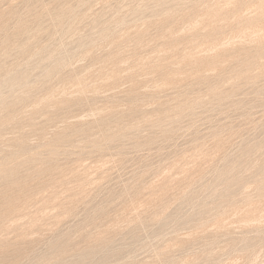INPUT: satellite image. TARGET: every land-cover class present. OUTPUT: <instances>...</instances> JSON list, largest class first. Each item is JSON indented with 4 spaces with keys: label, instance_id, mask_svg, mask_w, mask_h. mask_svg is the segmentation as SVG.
<instances>
[{
    "label": "rangeland",
    "instance_id": "obj_1",
    "mask_svg": "<svg viewBox=\"0 0 264 264\" xmlns=\"http://www.w3.org/2000/svg\"><path fill=\"white\" fill-rule=\"evenodd\" d=\"M0 65V264H264V0H0Z\"/></svg>",
    "mask_w": 264,
    "mask_h": 264
},
{
    "label": "bare ground",
    "instance_id": "obj_2",
    "mask_svg": "<svg viewBox=\"0 0 264 264\" xmlns=\"http://www.w3.org/2000/svg\"><path fill=\"white\" fill-rule=\"evenodd\" d=\"M52 1V0H51ZM49 2V1H48ZM142 2V1H141ZM230 2V1H229ZM226 5V4H225ZM113 8V7H112ZM126 8V7H125ZM210 8V7H209ZM47 9V8H46ZM92 9V8H91ZM44 12V11H43ZM247 12V11H246ZM163 14V13H162ZM40 17V16H39ZM58 19V18H57ZM240 19V18H239ZM21 20V19H20ZM178 20V19H177ZM233 20V19H232ZM196 24V23H195ZM194 25V24H193ZM49 26V25H48ZM55 26V25H54ZM14 27H15V25H14ZM64 29V28H63ZM3 30V29H2ZM47 31V30H46ZM67 31H68V29H67ZM261 33V32H260ZM65 34V33H64ZM7 35V34H6ZM5 35V36H6ZM33 38V37H32ZM71 38V37H70ZM69 40V39H68ZM228 40V39H227ZM23 41V40H22ZM15 42V41H14ZM65 44V43H64ZM111 44V43H110ZM228 44V43H227ZM4 46H6V45H4ZM3 47V46H2ZM10 48V47H9ZM25 48V47H24ZM98 49V48H97ZM2 51H4V50H2ZM2 54V53H1ZM52 54H54V53H52ZM33 58V57H32ZM83 58V57H82ZM85 59V58H84ZM8 61V60H7ZM2 62V61H1ZM1 66V65H0ZM59 66H60V64H59ZM4 67V66H3ZM62 68V67H61ZM1 70V69H0ZM9 72V71H8ZM35 78V77H34ZM208 80V79H207ZM108 81V80H107ZM25 82H26V79H25V75H13V76H9V77H6L5 79H4V83H7V84H15V83H22V84H25ZM80 82V81H79ZM247 83V82H246ZM79 84H81V83H79ZM159 84V83H158ZM195 84V83H194ZM173 85V84H172ZM1 86V85H0ZM80 86V85H79ZM154 86V85H153ZM213 86V85H212ZM85 87V86H84ZM156 87H158V86H156ZM216 87V86H215ZM237 87V86H236ZM161 88V87H160ZM217 88V87H216ZM161 90V89H160ZM68 92V91H67ZM58 94V93H57ZM132 94V93H131ZM5 96V95H4ZM53 96V95H52ZM51 96V97H52ZM261 96V95H260ZM234 97V96H233ZM44 99V98H43ZM45 100H46V98H45ZM164 100V99H163ZM43 101V100H42ZM215 108V107H214ZM217 109V108H216ZM99 111V110H98ZM97 114V113H96ZM155 115V114H154ZM205 115V114H204ZM176 116V115H175ZM139 117V116H138ZM160 117V116H159ZM250 117V116H249ZM88 118V117H87ZM263 119V118H262ZM261 119V120H262ZM226 121V120H225ZM162 122V121H161ZM177 122V121H176ZM164 123V122H163ZM228 124V123H227ZM161 125V124H160ZM162 125H164V124H162ZM150 126V125H149ZM233 126V125H232ZM106 127V126H105ZM143 127V126H142ZM197 128V127H196ZM230 128V127H229ZM151 129V128H150ZM253 129V128H252ZM184 131V130H183ZM173 132H174V130H173ZM181 132H182V130H181ZM199 132V131H198ZM225 132V131H224ZM187 133V132H186ZM236 133V132H235ZM117 134V133H116ZM140 134V133H139ZM116 136V135H115ZM171 136V135H170ZM138 137V136H137ZM174 137V136H173ZM83 138V137H82ZM93 138V137H92ZM146 140V139H145ZM168 140V139H167ZM210 140V139H209ZM118 141V140H117ZM201 141V140H200ZM60 142V141H59ZM122 142V141H121ZM129 142V141H128ZM93 144V143H92ZM102 144V143H101ZM76 145V144H75ZM99 146V145H98ZM110 146V145H109ZM80 147V146H79ZM11 148V147H10ZM52 148V147H51ZM40 149V148H39ZM45 149V148H44ZM72 150V149H71ZM86 151V150H85ZM50 152V151H49ZM48 152V153H49ZM67 152V151H66ZM125 152V151H124ZM17 153V152H16ZM86 153V152H85ZM164 153V152H163ZM18 154V153H17ZM40 154V153H39ZM47 154V153H46ZM78 155V154H77ZM162 155V154H161ZM17 156H19V155H17ZM16 156V157H17ZM90 156V155H89ZM93 156V155H92ZM14 158V157H13ZM13 158H11V161L13 160ZM32 158V157H31ZM40 158H41V156H40ZM45 158V157H44ZM65 158V157H64ZM8 159H9V157H8ZM17 159V158H16ZM47 159V158H46ZM3 160V159H2ZM7 160V159H6ZM20 160V159H19ZM76 160V159H75ZM4 161V160H3ZM16 161H18V160H16ZM6 163V162H5ZM64 163V162H63ZM14 164V163H13ZM32 164V163H31ZM36 164V163H35ZM1 165V164H0ZM6 165V164H5ZM8 165V164H7ZM16 165H18V164H16ZM2 166V165H1ZM134 166V165H133ZM140 166V165H139ZM4 167V166H3ZM160 167V166H159ZM4 168H6V167H4ZM3 168V169H4ZM8 168V167H7ZM134 168V167H133ZM162 168V167H161ZM13 169V168H12ZM99 169V168H98ZM2 170V169H1ZM0 170V171H1ZM10 170V169H9ZM8 170V171H9ZM3 171V170H2ZM1 171V172H2ZM5 171V170H4ZM8 173V172H7ZM4 174V173H3ZM95 174V173H94ZM17 176V175H16ZM143 176V175H142ZM132 177V176H131ZM141 177V176H140ZM3 178V177H2ZM90 178V177H89ZM132 180V179H131ZM12 182V181H11ZM130 182V181H129ZM128 182V183H129ZM93 183V182H92ZM144 183V182H143ZM93 186V185H92ZM148 186V185H147ZM127 191V190H126ZM2 193V192H1ZM139 193V192H138ZM184 196V195H183ZM208 206V205H207ZM172 210V209H171ZM28 211V210H27ZM52 211V210H51ZM216 213V212H215ZM164 214V213H163ZM163 218V217H162ZM212 219V218H211ZM21 220H23V219H21ZM14 222L15 221H13V224H14ZM147 222V221H146ZM208 222V221H207ZM253 222V221H252ZM127 223V222H126ZM181 223V222H180ZM261 223V222H260ZM259 224V223H258ZM156 225V224H155ZM234 225V224H233ZM239 226H241V225H239ZM213 228V227H212ZM193 230V229H192ZM258 235V234H257ZM210 236V235H209ZM156 240V239H155ZM154 240V241H155ZM152 244V243H151ZM171 250V249H170ZM40 252H41V250H40ZM156 252V251H155ZM162 253V252H161ZM211 255V254H210ZM158 258V257H157ZM148 260V259H147ZM222 264V263H221Z\"/></svg>",
    "mask_w": 264,
    "mask_h": 264
}]
</instances>
